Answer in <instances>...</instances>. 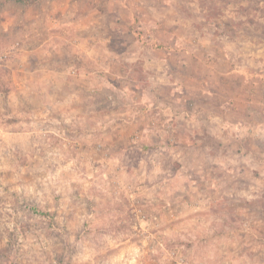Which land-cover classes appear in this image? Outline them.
Instances as JSON below:
<instances>
[{"label": "rangeland", "instance_id": "1", "mask_svg": "<svg viewBox=\"0 0 264 264\" xmlns=\"http://www.w3.org/2000/svg\"><path fill=\"white\" fill-rule=\"evenodd\" d=\"M0 264H264V0H0Z\"/></svg>", "mask_w": 264, "mask_h": 264}]
</instances>
